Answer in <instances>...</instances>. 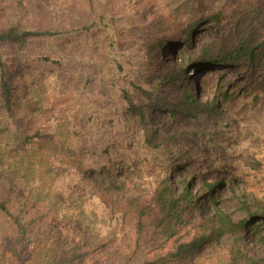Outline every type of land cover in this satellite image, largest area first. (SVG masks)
<instances>
[{
	"label": "trees",
	"instance_id": "1",
	"mask_svg": "<svg viewBox=\"0 0 264 264\" xmlns=\"http://www.w3.org/2000/svg\"><path fill=\"white\" fill-rule=\"evenodd\" d=\"M207 1L176 23L158 0H0L8 264L30 247L46 264H264V0ZM225 65L237 76L200 78L202 100L191 70Z\"/></svg>",
	"mask_w": 264,
	"mask_h": 264
},
{
	"label": "rangeland",
	"instance_id": "2",
	"mask_svg": "<svg viewBox=\"0 0 264 264\" xmlns=\"http://www.w3.org/2000/svg\"><path fill=\"white\" fill-rule=\"evenodd\" d=\"M207 2H208L207 6H210L214 3V0H208ZM189 9H190V5L185 3V0H158V3H157V13H158L157 15H159L161 19L167 22H171V21H168L169 19H171L173 22H176V23L185 22L186 19H188L190 15ZM195 32L197 36L209 37L213 32L212 23L206 22V21L202 22L200 25L196 27ZM38 42L41 44V45L39 44L40 48L44 47L46 49L50 48L54 44V42H52L51 40H43V39L41 40L40 39V40L34 41V43H38ZM73 47L75 48V50L80 48V46L78 45H73L71 48ZM190 74H191V77L189 79V84L191 88L195 92H197V94L201 97L202 100H204L205 94H204V91L203 92L201 91V87L199 85L200 78L207 77L209 84H210V88L212 89L214 87L213 84L218 83L220 80H223L229 76H232V77L237 76L238 70H237V67L234 65H225V66H216V67H205V68H200L198 70H191ZM92 132L97 133V130H92ZM62 134L65 135V132H63ZM0 140H1V137H0ZM92 143H93V139L90 137L87 138L84 144L85 149H88L92 145ZM192 144L194 145V147L197 148V145L199 144V142L192 141ZM121 149L122 148L119 145L117 148L113 147L112 149L113 152L108 151L109 160H111L113 164L120 161L119 158L121 156L120 154ZM85 157L86 159H88L86 154H85ZM97 159H98V156H97ZM85 160L81 161L76 167L80 168L82 164H84ZM69 169L70 171L76 170L78 173L79 171H81V169H75L72 164H70ZM70 171H68V173ZM185 176L188 177V174L186 172H185ZM69 177L79 179L78 176H72V177L69 176ZM210 177H216V175L212 173L210 174ZM126 181L130 182V184L127 185L125 189H123V192H125L126 195H130V196L137 194L136 190L134 189V186L136 184L135 181H129V179H126ZM176 183H178L177 180H176ZM237 185L240 190H243L246 188V186L242 182L238 181ZM218 191L220 193L224 191L228 192L227 185H223L222 187L219 188ZM209 212H210V209L209 211L207 210L205 212V215H208ZM21 252H22V264H46L48 263V257L50 256V254L46 253L41 248H37L35 251H33V248L30 247L29 249L21 250ZM9 261L10 259H9L8 254L6 253V250L4 251L3 254L0 253V264H8Z\"/></svg>",
	"mask_w": 264,
	"mask_h": 264
}]
</instances>
